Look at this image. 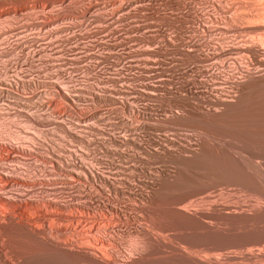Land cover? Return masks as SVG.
I'll list each match as a JSON object with an SVG mask.
<instances>
[{
	"label": "rangeland",
	"instance_id": "374dc122",
	"mask_svg": "<svg viewBox=\"0 0 264 264\" xmlns=\"http://www.w3.org/2000/svg\"><path fill=\"white\" fill-rule=\"evenodd\" d=\"M213 1L208 5L204 0H0V80H17L19 84L13 91L17 100L12 93L0 96V136L10 133L18 141L29 137L46 145V163L52 172L57 155L83 156L86 163L101 166L104 172L119 166L124 176L133 173L137 179H154L153 186L160 188V193L151 197L147 219L154 223L155 231L186 252L225 262L229 254L264 251V222L235 229L238 224L231 225L225 219L230 211L251 215L264 207L263 86L257 88L259 97L249 112L234 118L244 93L252 92L244 86L245 68L264 76V65L258 67L245 49L246 53L243 49L223 52L220 48L230 38L246 45L263 41L264 45V29L258 27L264 23V0H244L245 4L226 0L229 4L225 10L221 8L223 0ZM212 13L218 15L212 25L219 27L204 29L203 23L211 25L206 21L213 20ZM238 80L243 82L240 86ZM58 85L70 88L76 103L66 100ZM258 110L263 112L258 114ZM203 112H207L205 118L198 120ZM189 142L190 148L198 151L207 142L211 150L235 157L247 170L227 166L228 172L247 173L254 183L233 179L223 172V181L215 188L191 195L189 192L206 183L205 175L210 170L185 169L181 185L162 176L163 169L177 168V155L191 154ZM100 161L104 162L98 165ZM110 161L113 164H108ZM211 163L216 165L214 159ZM61 173L65 175L62 179L70 181L65 170ZM46 183L48 192H53L56 184ZM125 189L128 191L129 185ZM198 196L207 201L200 202ZM212 199L225 204L218 211L223 213V220L201 216L199 221L211 227L204 234L197 232L199 228L189 218L170 211L175 208L191 214L196 207L194 212L205 210L210 214ZM32 210H28L30 214L38 215V209ZM51 218L49 222L55 225L56 220ZM88 226L99 244L105 233L98 231L92 221L86 222ZM0 237L5 260L0 264H23L14 235L1 233ZM122 241L125 248L131 242L139 245V240ZM38 253L34 256L42 255ZM233 263L245 264L240 259Z\"/></svg>",
	"mask_w": 264,
	"mask_h": 264
},
{
	"label": "bare ground",
	"instance_id": "6f19581e",
	"mask_svg": "<svg viewBox=\"0 0 264 264\" xmlns=\"http://www.w3.org/2000/svg\"><path fill=\"white\" fill-rule=\"evenodd\" d=\"M204 1L207 2V4L208 2L211 1L213 3L215 2L213 0H204ZM235 1L238 2V0ZM222 2H223V7L221 6V8L224 9V7H226L227 4L229 3L226 0H223ZM220 3L221 2L219 1V4ZM238 3L245 4L246 2L244 0H239ZM216 4L219 7V4L218 3ZM260 12L262 13V11ZM212 14H213L212 15L213 20L206 21V23H211V25L203 23L204 29L207 30L211 28L217 29L219 27L218 24L212 25L214 20L218 21L217 19L218 15L216 13L215 14L212 13ZM235 15H237V13ZM255 16H258V14ZM207 17L210 18L209 16ZM247 18H245V20H247ZM222 19H224V17ZM228 19H230L231 21L233 18L229 17ZM258 25L259 28L264 29V23H260ZM249 30L251 31V29ZM259 30L260 29H258L257 31ZM193 31L192 34H195L194 32L196 30L194 32ZM242 31H244V29ZM205 33L207 32L205 31ZM261 33H263V31ZM225 34L226 32H224L222 36L223 38L227 37ZM199 35H201V32L199 33ZM207 35L205 34V36ZM218 36H220V34H218ZM196 38L197 37H195V39ZM230 39L229 42L227 40L228 42L227 44H222V46L220 47L223 48V52L225 49H236V50L243 49L242 52H245L244 51L245 49L247 52L251 54L257 66L264 65V61H263L264 58L261 59L263 57V55L261 57V54L264 53V45H262L263 41H260L262 42V44H259V42L257 44L256 42L255 43L253 42V45H246L244 43H239L238 41H236V38L233 41ZM215 47L216 46H214V48ZM209 51L212 50L209 49ZM251 56H249V58ZM231 63H233L234 65V62ZM262 68L263 67H261V69ZM250 70L247 67L245 68V71L247 73V80L244 81V86L247 88H251L252 92L251 93L245 92L241 100L240 98L239 99L237 98L241 102L237 110V114H235L234 118L243 116L249 112L251 106L253 105V103H255V100H257L256 97H259L258 94L256 93L257 88L261 86L264 87V76H262V74L259 75L256 71H250ZM16 81L0 80V96H2L4 92H6V93H12V97L16 98L15 97L16 94L13 96L14 94L13 91L15 92V89L18 90L19 84L17 85ZM242 83L243 82L239 83L238 80L236 84L241 85ZM22 84L24 85V83ZM32 84H34V82ZM58 89H59V93L62 94L66 100L68 99L69 101H72V103H76L74 101L76 100V98L73 97V93H71V90H69L70 88L69 89L66 87L63 88V86L58 85ZM221 94H219L220 97ZM223 94H229V93L223 92ZM216 95H218V93ZM236 95L237 94H235V96ZM225 97L226 96H224V98ZM221 98L223 99V97ZM11 106L13 107V104ZM133 111L134 109L132 110V112ZM258 111H259L258 114L263 112L261 110ZM205 113L203 112L202 116L200 118L198 117V120L204 119ZM188 145H189L188 149L190 150L189 152H191V154L180 153L179 155H177L174 161L175 164L177 165V168L171 171L168 170L166 171L165 169L162 168L163 169L162 176L167 175L168 179L174 180L176 183H179L181 185L185 179V174H186L185 171L187 170L194 171L193 169H199L202 167L203 169L206 168V170H210L211 172H209L208 175H205L207 177L206 183L198 186L197 189H193L191 192H189L192 193L191 195L196 193L208 192L210 189L215 188V184H217L220 181H223V172H228L227 166H231V167L238 166L241 169H246L243 166V164H241V162L238 161L235 157L226 156L222 154L218 149L211 150L208 147L207 142H203L202 147L199 151L195 150V148H190L191 145L190 142ZM17 152H20L21 154L17 155ZM48 152L49 150L46 145H43V143L40 142H35L33 139L29 137L22 138V140L18 141V139L10 133L5 136L2 135L0 136V234L6 233L7 235H14L15 247L18 249L19 252H21V262L23 264H80V263L81 264H234L233 261L238 259L244 261L245 264H264V251L254 252L249 250L247 252H243L240 255L229 254L226 255L225 257L226 261L223 262V260L217 258H200L197 255L189 253L190 251L186 252L176 247L171 242L165 240V238L161 236L158 232H156L154 223L150 219H147V216H150L148 215V209H149V205L151 204V197L153 195H158L160 193V188H154L153 186L154 179L151 180L137 179L135 178L133 173H130L129 176L128 175L124 176V173L122 172V170L119 168L118 165H117L118 166L117 169L115 170L109 169L107 172H104L100 170L101 166L99 167L96 166L95 164L86 163L83 160L84 158L83 156L81 158L78 157L64 158L60 155L59 156L57 155L56 164L54 166L55 172H52V170L49 169L46 163L48 159V154H47ZM212 159H214L216 165L211 163ZM103 162L104 161H100L98 165H100ZM108 164H113V161L108 162ZM180 164L183 167L180 166ZM65 165L70 166L71 168L68 167L66 168L64 167ZM215 169L218 171H216ZM63 170H65L68 173L66 175L69 176V178H71L69 179L70 181H66L62 179L63 176H65L63 173H61V171ZM150 172L153 171L151 170ZM155 173L153 174L155 175ZM160 173L161 171H159V173L157 172V174ZM229 175L233 179L242 180L248 184H253L255 181L253 178L248 176L247 173H242V174L229 173ZM46 181L48 183L56 184V187L53 188V192L51 191L48 192ZM66 184L68 186H66ZM128 185H129V189L127 191L125 189V186L128 187ZM147 189L150 191H148ZM156 190L157 192H155ZM211 192H213V190ZM208 194H206L207 198L210 197ZM202 197L199 199L200 202ZM194 199L195 198H193L192 200L194 201ZM204 200L207 201V199L203 198L202 201L206 202ZM197 204H199L198 201ZM197 204L195 203V206H197ZM182 205L184 206V204ZM182 205L179 207L183 208ZM211 205H212L213 213L210 214L203 212L205 210L203 211L197 210L198 212L196 211L194 212V210H196L195 209L196 207L193 208L192 206L190 207L193 208L194 213L191 212V214L175 208H171L170 211L172 213H175L176 216L178 215V217L189 218L193 223V225H195L194 227L199 228L197 232H199L200 234H204L211 231V227L208 225H204L199 221V218L201 216L210 215L212 217L223 220V213H220L218 211L222 210L219 209V207H223V205L225 204H222L221 202L218 203V201L217 202L214 201V203H212ZM187 207L189 208V206ZM34 208L38 209L40 214L38 212H37L38 215L30 214L28 210L31 209L32 212L33 211L32 209ZM188 208L186 209L188 210ZM48 209L51 211L50 213L48 212ZM49 217H52L56 220L55 225L49 222ZM225 217H226L225 219L230 220L229 222L231 225L236 226L235 224H238L235 227V229H240V228L247 229L248 227H254L264 222V207L257 208L256 211L251 215H247V214L235 215L230 211L229 215H225ZM36 220L38 223L36 222ZM87 221L94 222L96 229L98 231L105 233V237H103L101 241H99V244L98 242H96L95 238L91 237L89 233V230L91 229L90 226H88L89 228L85 227ZM182 221L183 220H181V222ZM209 222L211 223V220ZM216 231L220 232L219 230ZM124 238L126 240L128 239L134 240L133 242L139 240V242L137 241L139 245H137L136 242L135 245H133L131 242V246L129 248H125L123 247V241H122V239ZM6 249H4V251L8 250ZM37 252H39L38 254H42V255L34 256V253ZM0 261L5 263V260L3 259L1 252H0ZM13 262L15 263V261Z\"/></svg>",
	"mask_w": 264,
	"mask_h": 264
}]
</instances>
